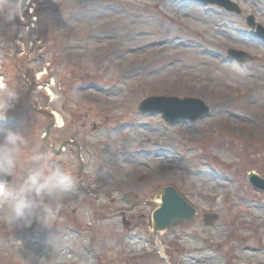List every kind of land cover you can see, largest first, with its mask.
Wrapping results in <instances>:
<instances>
[{"label":"rangeland","instance_id":"1","mask_svg":"<svg viewBox=\"0 0 264 264\" xmlns=\"http://www.w3.org/2000/svg\"><path fill=\"white\" fill-rule=\"evenodd\" d=\"M233 1L242 15L193 0H30L22 20L0 14V79L19 96L0 127L20 128L75 178L51 226L0 224V264H264V191L248 179L264 178V41L246 24L252 13L264 26V0ZM230 48L253 61L232 62ZM150 96L201 99L210 114L167 123L138 110ZM39 110L63 121L47 139ZM64 141L82 147L81 178L74 146L54 153ZM168 186L197 215L155 234ZM126 193L155 204L132 208ZM206 214L219 218L206 225Z\"/></svg>","mask_w":264,"mask_h":264},{"label":"clouds","instance_id":"2","mask_svg":"<svg viewBox=\"0 0 264 264\" xmlns=\"http://www.w3.org/2000/svg\"><path fill=\"white\" fill-rule=\"evenodd\" d=\"M30 0H0V14L9 22L24 18ZM19 96L9 82L0 79V121L16 107ZM29 137L20 128L0 127V224L45 226L56 222L61 198L72 189L74 176L64 163L54 160L46 149H29ZM24 163L26 172L15 187L4 177L16 176ZM32 264H55L54 256L29 255Z\"/></svg>","mask_w":264,"mask_h":264},{"label":"water","instance_id":"3","mask_svg":"<svg viewBox=\"0 0 264 264\" xmlns=\"http://www.w3.org/2000/svg\"><path fill=\"white\" fill-rule=\"evenodd\" d=\"M206 3L218 4L225 7L231 12L240 13L239 7L230 0H201ZM248 24L257 29L256 37L264 40V27L260 24H256L253 18H248ZM229 56L232 60L244 63L251 61V57L242 51L229 50ZM179 100L176 98L158 99L149 98L141 104V111H161L167 121L173 122L181 119L183 116H189L191 120H196L208 109L202 101H197L201 109L193 115H182L174 110L168 111L167 108L176 104ZM172 109V108H171ZM51 125L48 127V133H50ZM78 157H80L78 151ZM9 182L10 177H4ZM250 181L257 187L264 189V180L260 179L257 175L251 174ZM163 204L160 209L154 213V229L163 230L167 228L174 220L178 219H190L195 216V209H193L178 193L172 188L168 187L163 190L162 193ZM151 203V202H150ZM217 215H213L208 218L209 222H213L217 219Z\"/></svg>","mask_w":264,"mask_h":264},{"label":"bare ground","instance_id":"4","mask_svg":"<svg viewBox=\"0 0 264 264\" xmlns=\"http://www.w3.org/2000/svg\"><path fill=\"white\" fill-rule=\"evenodd\" d=\"M177 65H178V61L176 63H173L172 64V68H175ZM183 68H185V67L183 66ZM56 117H57V124L58 125L63 124V121L62 120L59 121L58 116H56ZM66 195H67V193H64L63 196H62V198H61V200L67 201L68 199L66 198ZM159 202H161V200H159ZM162 233H165V232H162ZM214 235L215 236H219L217 234H214ZM131 240H132L131 243H132L133 246L134 245H138V250H140V249L143 248V245H144V242L143 241H136L134 237H132ZM60 242L62 243L61 240H60ZM160 250H161V254L164 255V253L162 251V248ZM58 256L60 257V259L62 261V259H64L67 256V254H65L64 251H59L58 252ZM243 256H244L243 259H248L249 253H245V254H243ZM164 257L166 258L165 255H164ZM191 258H190V261H188V262L186 261L187 263H185V264H220L219 260L218 259H217L218 261L216 260V258H217L216 256H212L210 259H208V258H206V259H203V258H194L192 261H191ZM262 258H263V256H262Z\"/></svg>","mask_w":264,"mask_h":264}]
</instances>
